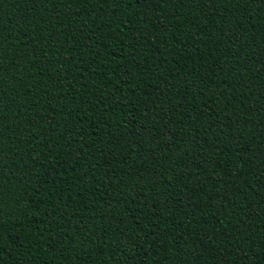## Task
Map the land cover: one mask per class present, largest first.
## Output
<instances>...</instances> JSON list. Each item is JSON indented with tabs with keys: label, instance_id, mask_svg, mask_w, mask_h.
<instances>
[{
	"label": "trees",
	"instance_id": "16d2710c",
	"mask_svg": "<svg viewBox=\"0 0 264 264\" xmlns=\"http://www.w3.org/2000/svg\"><path fill=\"white\" fill-rule=\"evenodd\" d=\"M0 264H264V0H0Z\"/></svg>",
	"mask_w": 264,
	"mask_h": 264
}]
</instances>
